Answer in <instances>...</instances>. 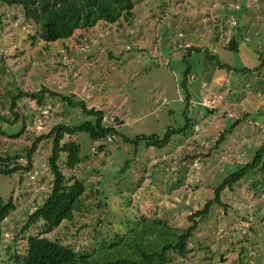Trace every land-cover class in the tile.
Masks as SVG:
<instances>
[{
	"label": "rangeland",
	"instance_id": "374dc122",
	"mask_svg": "<svg viewBox=\"0 0 264 264\" xmlns=\"http://www.w3.org/2000/svg\"><path fill=\"white\" fill-rule=\"evenodd\" d=\"M234 37L238 51L224 49ZM184 45L208 48L239 69L258 66L264 55V0H135L130 22L100 21L47 48L21 7L0 5V114L9 115L5 97L10 91L47 87L104 110L106 123L116 121L113 138L93 140L78 132L74 137L85 159L77 170H65L70 182L79 178L102 190L104 205L89 200L50 238L93 255L143 217L186 227L187 216L214 197L224 178L253 161L264 143V67L260 73L227 71L199 54L189 59L188 129L163 149L124 141L162 136L167 128L186 123ZM47 100L39 108L35 101L19 99L24 118L13 125L0 120V156L24 155L36 136L60 122L78 125L95 119L61 96ZM237 120L216 146L220 133ZM51 148L52 141L41 142L30 172L0 175V197L7 201L12 196L17 206L4 221L0 264H18L15 255L26 253L29 234L40 233L38 226L29 233L21 228L52 190ZM263 181L264 170L226 189L227 210L216 206L189 240L186 257L172 253L168 264H264Z\"/></svg>",
	"mask_w": 264,
	"mask_h": 264
},
{
	"label": "trees",
	"instance_id": "16d2710c",
	"mask_svg": "<svg viewBox=\"0 0 264 264\" xmlns=\"http://www.w3.org/2000/svg\"><path fill=\"white\" fill-rule=\"evenodd\" d=\"M0 5L21 7L26 21L38 29L40 38L46 43L47 48L50 43L70 39L77 31L89 29L100 21L108 24H115L122 20L130 22L134 17L135 0H0ZM238 47L239 41L234 37L224 49L237 52ZM181 49L184 50L182 60L186 65L181 82L185 93L186 123L180 127L167 128L162 136L150 134L135 138L124 137V141L135 145L144 142L147 146L163 149L170 144L175 135L182 134L188 129L190 119L187 113L192 99L189 83L193 73V66L189 59L193 54H199L215 63L219 69L227 71L260 73L264 67V55L260 57L261 63L258 66L252 69H239L223 63L217 55L211 54L208 48L184 45ZM47 96L50 99L61 96L63 102L80 108L85 115L93 116L95 119L78 125L60 122L48 133L36 136L32 144L24 149V155L13 157L4 153L0 156V175L12 176L19 172L27 173L33 169L34 157L41 142L52 141L51 153L47 160L53 175L52 190L43 203L29 214L21 228L22 233H29L33 227L38 226L40 233L29 234L26 253L15 255L18 264H168L171 261L169 255L172 253L186 257L189 251V240L194 236L199 225L211 216L216 206L227 210L228 205L222 196L226 189H233L243 178L264 170L263 143L252 162L239 166L236 171L224 178L214 188V197L187 216L186 227L173 228L169 226L168 221L159 217H143L136 220L135 228L122 237L116 235L119 240L112 242L109 246L101 247L93 255H87L85 252L76 251L73 243L52 239L48 234L64 222L73 221L75 215L84 209L89 200H95L98 207L104 205L105 199L100 198L102 190L89 188L88 184L79 178H74L70 182L65 170H77L85 159L82 146L74 137L78 132L88 133L93 140L113 138L117 134L114 126L116 121H113V125L106 123L104 110L89 107L85 100L74 101L70 96L59 94L47 87L30 92L20 88L16 89V93L10 91L5 97L9 105V115L3 117L0 114V120L7 121L10 125L19 122L20 116L24 118L18 107L19 99L28 98L42 108L46 107ZM240 121L237 120L231 127L220 133L216 146L225 141L227 134L232 133ZM66 137H68L67 140H65ZM125 163L128 165L129 162ZM16 208L12 196L7 201L0 197V240L3 237L4 221Z\"/></svg>",
	"mask_w": 264,
	"mask_h": 264
},
{
	"label": "water",
	"instance_id": "95a60500",
	"mask_svg": "<svg viewBox=\"0 0 264 264\" xmlns=\"http://www.w3.org/2000/svg\"><path fill=\"white\" fill-rule=\"evenodd\" d=\"M191 40H195V41H197L198 40V37L196 36V35H192L191 36V38H190ZM118 119V117H116V120ZM221 262L223 261V257L221 256V260H220Z\"/></svg>",
	"mask_w": 264,
	"mask_h": 264
}]
</instances>
